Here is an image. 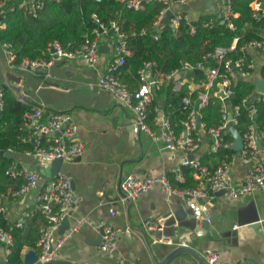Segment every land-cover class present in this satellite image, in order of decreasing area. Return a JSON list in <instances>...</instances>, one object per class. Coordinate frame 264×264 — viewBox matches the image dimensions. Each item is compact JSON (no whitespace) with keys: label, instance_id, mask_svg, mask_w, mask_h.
<instances>
[{"label":"crops","instance_id":"crops-1","mask_svg":"<svg viewBox=\"0 0 264 264\" xmlns=\"http://www.w3.org/2000/svg\"><path fill=\"white\" fill-rule=\"evenodd\" d=\"M10 1L15 3L18 0ZM223 2L224 0H186L181 5L172 3L170 9L173 12L187 13L192 25L195 26L196 21L203 16L207 18L202 22L208 18H218ZM219 21L218 18L215 25ZM256 22L258 23L256 38L264 37V21ZM162 24L168 23L162 21L158 26ZM117 39L116 32L111 34L103 32L100 35L99 55L93 66L87 65L81 58L58 57L54 58L53 64L48 69L35 71H23L13 66L0 44V86L5 84V75L12 83L23 80L21 90L26 95V99L33 102V107L39 106L53 112H68L72 122L77 126L76 137L84 144L82 155L64 161L60 171L71 178L77 209L69 217L71 225L64 234L59 235L56 231L53 236V241L63 236L57 259L79 264H153L149 247L140 234V230H143L157 258L162 256L159 245L165 248L173 246L171 242L166 241L168 236L171 240L178 239L179 243L184 242L200 253L206 249L216 251L220 254L219 261L224 263L264 264V191L253 192L236 201H226L222 194L219 195L217 191L211 190L213 197L207 202V209L213 220L207 230L197 225V220L192 213L195 202L186 194H167L161 185H155L138 198L131 199L129 207L119 196V183L128 174L139 178L166 176L169 181L172 174L176 183L172 184L171 181L170 183L174 187L178 189L194 187L197 181L193 178V172V184L180 188L178 183L185 182V177L182 173L183 179L178 180L174 169H180L182 172V167L185 166L182 160L185 157L192 156L200 163V157L204 153L216 152L223 147L215 151L211 149L214 139L208 130L212 128L207 129L205 125V131L201 128L195 129V133L200 138V146L192 153L170 151L164 148L162 140H154L148 133L140 132L137 135L133 133L132 110L97 86L98 77L105 72L108 63L116 55ZM246 53L250 59H246ZM244 57L246 62L253 59L257 62L255 70L257 75L259 68L264 65V61H261L264 56L258 50H249L244 52ZM213 66L215 63L211 67ZM139 70L137 76L133 77L130 68H126L122 75L128 80L127 82L122 81L120 71L118 76L129 88H136L139 85ZM170 72L164 73L154 68L148 71L149 75L157 81L151 102L156 96V91L163 87L177 92L186 89L182 100L184 97L190 99L189 106L197 111L200 121L199 109L208 103L210 95L217 96L214 94L216 83L209 90L206 103L199 105V96L201 97V93L206 91L199 83L205 78L206 70L196 71L201 75H194L195 71L182 72L181 84L176 76H167ZM194 91L197 96L193 102L191 94ZM12 94L15 96L13 92ZM164 98L163 95L159 99V106L150 121L148 112L151 102L147 108L148 125L157 134L161 128L162 119H167L170 123L167 113L163 110ZM218 99L220 100L219 97ZM220 102L222 107L223 102L221 100ZM170 126L176 132L182 130V128L177 130L171 123ZM226 130L221 133L224 134ZM230 142H234V138ZM9 153L18 165H27L32 168L37 166L35 159L25 155L24 152ZM248 168L249 165L239 159L233 162L231 175L234 183L239 184L243 180ZM51 177L45 175V179L43 177L39 182L40 186ZM37 192V188H34L25 194L7 196L3 201L6 209L4 218L11 224L20 221L26 211L35 207ZM111 209L116 210L115 215L110 214ZM80 216L87 217L92 223L104 221L123 230L113 255L109 256L99 251V243L96 240L98 233L91 225L83 224L76 230L72 229L76 218ZM147 219L156 223L154 230L144 226V221ZM29 222L24 221V224H27V232L31 230ZM255 223H258V227H253ZM200 231L201 236L197 235ZM27 249L32 248L23 247L22 260ZM3 257L4 246L0 243V261ZM170 264H196V261L190 255L184 254L176 257Z\"/></svg>","mask_w":264,"mask_h":264},{"label":"built area","instance_id":"built-area-1","mask_svg":"<svg viewBox=\"0 0 264 264\" xmlns=\"http://www.w3.org/2000/svg\"><path fill=\"white\" fill-rule=\"evenodd\" d=\"M10 0H2L0 7L7 5ZM100 1V0H95ZM126 5L134 10L143 8L146 2L156 1L162 3V8L156 15L153 26L158 25L163 21L166 12L170 9L172 3L179 5L184 4L186 0H121ZM44 0H20L17 3H9L8 10L14 8L21 9L25 14L37 16L38 12L43 8ZM251 16L256 21H264V0H252L249 3ZM171 10V9H170ZM172 11V10H171ZM239 13L233 9L231 0H224L222 9L219 15L221 23L228 28L235 30L236 25L234 19L238 18ZM218 18H208L202 22L203 27H212L217 22ZM186 24L191 33L195 31V26L192 25L189 15L185 12H173L169 18L168 24L174 29L181 24ZM0 27L2 24L0 22ZM111 27L117 34V41L115 42V57L108 63L105 72H103L97 79V86L109 92L118 102L123 106L132 110L133 121L132 130L136 135L140 132H145L154 140H162L164 148L170 151H184L185 153H192L200 146V138L195 133V129L201 128L205 131L204 124L197 120V111L189 110L187 119L183 121L182 130L176 132L167 119L161 120V128L157 134L150 128L147 122V108L152 100L153 92L156 89L157 81L151 77L148 71L155 67V63L146 61L139 70V85L136 88H129L123 83L118 72L121 66L125 64V57L129 55V49L126 44L127 34L121 32L116 21H111ZM106 29L102 24L98 28L92 30V38H86L78 47L65 50L58 40L50 41L46 46L47 57L28 58L24 57L15 65L13 59L14 52L8 48L6 44H1L5 49L9 62L19 70L35 71L38 69H48L54 62V55L64 57L67 59L81 58L89 66H93L98 59V40L100 35ZM133 32L132 34H134ZM238 38L235 37L229 47H217L214 51L205 54L202 58L213 60L215 66H206L203 61H198L194 64L188 61H182L180 67L174 69L167 76L177 77L182 79V72L192 73L197 70H206L205 78L200 81L206 91L199 96L200 103L205 104L207 101L209 90L216 85L214 94L217 95L223 102L222 105V122L216 129H209V133L214 139L211 147L213 151L220 147L228 148L233 145V142L225 141L222 138V131L228 128H234L238 123L236 115L239 113V106L231 107L229 97L232 94L233 82L239 77L241 79H252L257 68V62H246L243 57L232 59L226 57V54L232 51ZM240 50L244 53L249 50H258L264 56V37L253 38L250 40H243L240 45ZM207 67V68H206ZM259 77V76H258ZM182 82H180L181 84ZM223 94V96L220 95ZM249 98V99H248ZM244 98L242 104L253 100L264 101V92L254 91L250 97ZM185 106H188L190 99L184 97L182 100ZM5 105V89L3 85L0 86V111ZM250 115L253 117V123L248 126V130L241 136L242 147L223 159L214 169H210L201 165L194 158L185 157L182 164L193 169V178L197 181L194 187L188 189H178L174 187L166 176H145L136 177L133 174H128L121 179L120 187L125 193L126 197L135 199L146 193L155 185H161L165 193H182L190 197L194 202L193 216L197 220L199 228H204L201 221L208 220L209 213L207 209V202L213 196L212 191L222 190V197L226 201H236L238 198L251 194L256 191H264V128H258L255 122L254 115L257 113L256 107L250 106L248 108ZM230 115V118H228ZM24 127L28 131V135L23 140H31L34 142L32 150L24 151L25 155L31 156L37 162V166L32 168L27 165H19L12 163L7 173L14 177H21L24 182L19 189L13 192L12 196L25 194L34 188L41 189L36 194L35 207L32 210L26 211L23 217L15 225L16 227H23L24 221L33 217L36 213L42 215L46 222L39 228V239L37 246L36 264L44 263L50 260L57 259L58 249L63 241L62 237L53 241V236L57 231L62 220L67 216L70 217L77 209V203L72 188L71 178L59 172L52 176L42 186L39 182L45 179V175L38 170L39 167L50 166L55 158L61 159L63 162L70 159L80 157L84 151L83 142L76 137L77 126L72 122L71 115L66 111L53 112L44 110L42 107H33L30 112L25 113ZM199 122V124H197ZM239 159L244 164H248L249 168L246 171L243 180L236 184L231 175V168L234 161ZM175 176L178 180L183 179L180 169H174ZM5 194L0 195V211L6 213L4 206ZM111 215L116 214L115 209L110 210ZM75 226L72 228L76 230L83 224H89L93 229L100 234L101 239L98 249L101 253L109 256L113 255L117 248V243L120 234L123 232L121 228L113 227L111 224L104 221L92 223L87 217H77ZM144 226L149 230L156 228V223L147 219L144 221ZM197 235L201 236L202 232ZM167 242H171L169 237H166ZM0 243L4 246V261L11 252L13 245L12 234L5 229L0 228ZM172 243V242H171ZM182 245H187L181 242ZM206 264H232L219 261L220 254L216 251L206 249L201 252ZM234 264H243L237 262Z\"/></svg>","mask_w":264,"mask_h":264},{"label":"trees","instance_id":"trees-1","mask_svg":"<svg viewBox=\"0 0 264 264\" xmlns=\"http://www.w3.org/2000/svg\"><path fill=\"white\" fill-rule=\"evenodd\" d=\"M251 1L231 0L234 9L239 12L238 18L234 19L235 30L228 28L220 21L212 27H203L202 20L207 18L203 16L196 21L193 33L183 23L177 29H173L168 24H162L155 30L152 23L163 6L156 1L146 2L142 9L134 10L121 0H44L43 8L37 16L25 14L18 8L8 10V5L12 2L10 1L7 5L0 7L2 24L0 44H6L14 52L13 63L17 65L24 57H47L46 46L52 40L60 41L65 50L74 49L86 38H92V30L98 28L100 24L106 29L105 32L115 33L111 27V21H116L120 31L127 34L125 41L130 53L125 57V64L119 69L122 81L127 82L128 80L122 75L125 69L129 67L132 76H137L138 70L146 61L154 62V69L164 73L179 68L182 61L192 64L203 61L206 66H212L214 62L211 58L203 59L202 57L217 47H229L235 37L238 38L236 46L226 54V57L250 59L248 53L244 57L240 45L243 40L256 38L258 23L251 16L249 8ZM133 32L135 33L132 34ZM194 75H201V73L194 72ZM257 75L264 78V65L259 68ZM3 87L5 105L0 111V151L23 153L26 150H32L34 142L23 139L28 135L24 127V116L32 110L34 104L27 99L16 98L7 85L3 84ZM253 91L254 84L251 80L238 77L232 85V94L228 99L231 107L239 106V113L236 115L238 123L234 129L241 136L253 123V117L248 110L250 106L256 107L257 127L264 128V101L253 100L248 101L246 105L242 104V100L250 97ZM185 93L186 89L178 92L167 87L158 89L149 107V121L156 113L159 99L164 95L163 110L167 113L171 125L180 130L182 121L187 119L191 109V106H185L181 101ZM196 96L197 93L192 92L193 102ZM221 108L218 97L210 95L208 103L199 109L200 121L207 129L214 128L222 122ZM222 135L225 141L233 140L231 128ZM233 152L234 150L230 147L220 148L216 152H206L200 157V163L213 169L221 159ZM12 163H15L13 157L0 156V195L12 197L11 194L24 182L21 177H14L7 173ZM192 172L191 167H182L185 182L178 183L180 188L193 184ZM170 179L172 184L176 183L172 174ZM28 221L31 226L29 232L26 229L27 224H23L21 228L16 227L15 224L9 223L4 218V213L0 211V228L8 230L13 236V245L5 264H22L24 246L38 250L39 228L46 220L36 213L27 219Z\"/></svg>","mask_w":264,"mask_h":264},{"label":"water","instance_id":"water-1","mask_svg":"<svg viewBox=\"0 0 264 264\" xmlns=\"http://www.w3.org/2000/svg\"><path fill=\"white\" fill-rule=\"evenodd\" d=\"M171 15H172V11L169 9L164 16L163 21L168 23ZM156 29L157 28H155V30ZM54 58H58V56L54 55ZM19 81H20L19 83H12L9 80V78L5 75V85H7L10 88V90L15 94L17 98H19L20 100H24L26 99V95L21 90L23 80H19ZM252 83L254 84L256 91L264 92V78L254 76L252 79ZM220 95L223 96L222 93H220ZM196 108H197V105H196ZM256 117H257V114L254 115L255 119ZM228 118H230V115H228ZM197 120H198V117H197ZM197 124H199V122ZM231 130H232V134L234 138V142L231 148L232 150L237 151L241 149L242 147L241 135L235 129H231ZM9 154H10L9 151H6V152L0 151V156L4 155L7 157L9 156ZM189 157L193 158L192 156H189ZM62 165H63V161L59 158H55L52 160L50 166L39 167L38 170L41 174L46 175L48 177L54 176V175H57L61 171ZM39 190H40V187L37 188V191ZM217 193L220 195V194H223V191L219 190L217 191ZM119 196L125 200L126 205L129 207L131 203V199L129 197H126L125 193L122 191L120 187V183H119ZM117 198L118 196L116 197V199ZM212 220H213V217L209 216L208 220L201 221V225L205 228V230H207ZM257 224L258 223H255L253 227H258ZM70 225H71L70 219L69 217L66 216L60 223L57 229V234L59 235L64 234V232L70 227ZM140 234L144 237L149 247L150 258L153 264H170V262H172L176 257L180 255H184V254L190 255L196 261V264H206L203 257L201 256L200 251H198L197 249L191 246L180 244L181 242L179 243L178 239L171 240L173 246L170 248H165L164 246L159 245L162 256L157 258L152 248L149 245L146 232L143 230H140ZM100 239H101V233L97 235L96 240L98 243L100 242ZM36 262H37V252L34 249H27L25 253L23 254V264H36ZM0 264H4L3 259H1ZM40 264H79V263L62 260V259H54V260H50V261L40 263Z\"/></svg>","mask_w":264,"mask_h":264},{"label":"rangeland","instance_id":"rangeland-1","mask_svg":"<svg viewBox=\"0 0 264 264\" xmlns=\"http://www.w3.org/2000/svg\"><path fill=\"white\" fill-rule=\"evenodd\" d=\"M261 61L263 62V61H264V58H263V59H261Z\"/></svg>","mask_w":264,"mask_h":264}]
</instances>
